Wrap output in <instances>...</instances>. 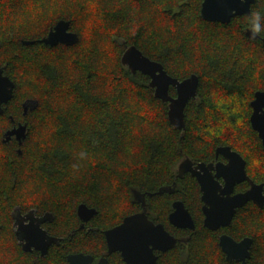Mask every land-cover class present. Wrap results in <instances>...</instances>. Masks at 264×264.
Returning <instances> with one entry per match:
<instances>
[{
	"label": "trees",
	"instance_id": "1",
	"mask_svg": "<svg viewBox=\"0 0 264 264\" xmlns=\"http://www.w3.org/2000/svg\"><path fill=\"white\" fill-rule=\"evenodd\" d=\"M202 2L0 0V68L16 84L0 114V264L46 263L19 244L13 229L16 209L50 212L72 228L80 204L98 210L92 220L99 227L95 237L77 231L59 248L57 263L65 264V254L82 240L92 246L98 236L103 239L104 229L141 209L132 189L166 211L172 196L149 193L175 180L183 158L209 162L218 146L239 152L249 176L264 182V147L250 121L251 101L264 90V32L256 39L246 35L255 11L264 30V0L229 23L204 20ZM62 19L71 22L79 41L39 42ZM132 45L179 80L200 77L198 95L185 109L184 131L170 123L168 103L156 98L150 77L122 64ZM170 94L176 96L175 87ZM26 100L39 106L24 115ZM19 122L28 124L23 145L4 142L3 134ZM185 179L195 206L198 183ZM248 187L242 183L240 190ZM236 228L253 238L250 263L264 264V206L249 202L239 209L225 229ZM195 239L189 261L181 262L174 252L171 264H210L207 247ZM217 249L221 253L218 243Z\"/></svg>",
	"mask_w": 264,
	"mask_h": 264
},
{
	"label": "water",
	"instance_id": "2",
	"mask_svg": "<svg viewBox=\"0 0 264 264\" xmlns=\"http://www.w3.org/2000/svg\"><path fill=\"white\" fill-rule=\"evenodd\" d=\"M256 0H203L201 5V16L209 22L229 23L234 17L245 14H250L251 6ZM246 35L250 38V32L247 30ZM257 38H260L258 36ZM264 45V37L261 38ZM79 41V34L71 30V22L68 20H60L48 33L47 36L39 40V42L56 46L58 44L75 45ZM36 41L24 40V44H33ZM122 64L128 67L132 73L141 72L150 77L149 86L155 89L156 98L168 103V117L170 123L177 130H185V109L189 101L196 98L200 85V77L193 74L190 77L179 80L168 74L161 62L152 60L143 53L137 46L132 45L126 49L122 55ZM4 68H0V114L5 112L4 105H7L14 97L15 82L4 73ZM175 87L176 96L170 94V88ZM39 106L37 100H26L23 107V114L27 115L30 110H34ZM253 108L250 121L254 130L262 141L264 147V90H259L255 93V98L251 102ZM14 121V119L12 118ZM28 134V124L19 122L17 125L8 129L3 134V141L9 142L13 138L20 146L23 145ZM22 154V150H18ZM216 157L223 155L228 159L227 163L218 162L205 163L199 162L195 167L191 158L186 157L179 165L178 177H182L186 172L192 173L198 180L201 191L202 200L204 202L205 225L209 229H219L232 224L234 217L239 209L246 206L249 202H253L259 207L264 206V182L256 183L251 179L246 171V161L237 151H234L230 146H218L216 148ZM216 169V177H224L225 185H222L215 180L211 175V170ZM204 170V173L201 170ZM243 181L250 183V188L246 191L234 193L235 186ZM167 187H162L158 190V194L166 192ZM213 191V193H212ZM217 191H220L219 193ZM132 196L137 201H145L146 194L137 189H132ZM153 195V193H149ZM213 195V198H212ZM218 197V198H214ZM175 211L170 215V220L173 224L179 227L194 228V222L184 203L178 201L174 203ZM77 212L83 220L93 218L98 210L94 207H89L87 204H80ZM135 221L143 222V226L134 224ZM152 222L148 220L145 213H138L127 216L123 223L106 231L107 240L110 251L122 250L123 255L130 263L132 252L127 248L130 240L136 243L137 248V263L144 264L141 261L143 248H147L149 243H158L151 233ZM162 228V225L158 226ZM40 228L31 223L28 227L22 226L16 231L18 241L26 252H31L34 246L39 245ZM121 239V243L119 240ZM24 240L26 242H24ZM24 242V243H23ZM170 246L175 245V239L169 238ZM253 239L247 237L240 242L228 235H222L220 245L227 255V261L233 260L242 261L243 264H248L247 259L251 257L250 249ZM38 249V248H37ZM42 255H46L48 246L41 247ZM85 258L82 254H73L68 257L69 264H79ZM87 258V257H86ZM85 258V259H86ZM89 260L91 257H88Z\"/></svg>",
	"mask_w": 264,
	"mask_h": 264
},
{
	"label": "flooded vegetation",
	"instance_id": "3",
	"mask_svg": "<svg viewBox=\"0 0 264 264\" xmlns=\"http://www.w3.org/2000/svg\"><path fill=\"white\" fill-rule=\"evenodd\" d=\"M12 140H15V138H13ZM185 158H183L176 166L175 180L171 184L164 186V187H167L168 189L166 192H164V194H168L172 196V198L169 199L170 205L166 211L162 210L164 209V207L155 206L151 203V201H147V198L143 202L137 201L135 200V198H133L134 202L138 203L141 209L137 212L124 216L122 221L114 225L113 227L122 224L124 219L127 216L135 215V214L142 213V212L145 213L148 220L153 223L151 227L155 226L151 229V233L156 239L153 241H156V242L159 241V242L149 243L147 248H143L142 251L144 253L141 257V261L144 264H171V258L174 252L175 254H177V257L179 260H181V262L187 263L189 259L191 258V254H192L191 245H193V242H195L196 240L195 238L200 237L201 239H203L204 237L202 236L206 234H210L212 236L211 237L212 249L210 253V256L212 258L211 264H213V241L219 244L220 250L222 253L221 258H224V260L228 264H243L242 261H239V260H233L231 262L227 261V255L223 251L220 245V239H221V236L225 234V235H228L234 238L237 242H240L243 239L250 237V236L248 235L243 236L238 231L235 232V230L232 231V230L225 229L227 227H230L232 224L230 226L221 227L216 230L209 229L205 225V213L203 209L204 202L202 200V191H201V187H200V184L197 178L190 172H186V174L182 177L177 176L179 172V165ZM193 162H194V165H193L194 167L199 163L195 161ZM218 162L227 163L228 159H226L223 155L216 157V152H215L214 160L212 157V159L209 162H205V163L217 164ZM198 170H201V169H198ZM246 171H247V161H246ZM201 172L204 173V170H201ZM216 173H217V170L213 169L212 167V170H211L212 177H214L215 180L218 181L222 185V187H224L225 185L224 177L223 176L216 177L215 176ZM188 176L193 177L197 181L198 186H199L200 197L196 198L195 206L190 201L191 199L188 193L189 187L187 186L188 184L185 181L186 180L185 178H187ZM242 183L249 184L248 188H250V183L248 181H243L241 183H238L235 186V190H234L235 194L246 191L248 189L246 188L245 190H240V185ZM217 192L219 193L220 191H217ZM155 194H158V193H153V195ZM153 195H150V197H153ZM212 198H213V195H212ZM214 198H218V197H214ZM159 200L160 199L158 200L156 199V201H159ZM178 201L183 202L188 212L190 213L192 220L194 222V228L179 227L171 222L170 215L173 213V211H175L174 203ZM93 218L89 220H83L77 212V222L78 223L76 224V227L74 225L72 228L71 224H69L67 220L60 221L57 219L56 216H54L50 212L40 213L35 208L30 209L27 212H22L20 209H16V211L14 212L13 229L16 233V231L18 229L20 230L22 226L28 227L29 225H31V223H34L36 227L40 228L41 234L39 236V242H36L39 245L37 247L38 249L34 246L31 252H34L35 254L39 255L40 257H42V259H46L45 264H58L57 261H59L58 260L59 259L58 258L59 248L64 247L67 244V236L69 237L68 239L69 242L72 241V238L74 237V234L77 231L81 232V235L86 236V238L89 237V234H92L93 237H95V232L99 230V227L98 226L96 227L93 225L92 223ZM65 224H67L66 228L64 227ZM134 224H138V226L141 227L143 226L144 223L141 221H135ZM159 225H162L163 227L159 228L158 227ZM113 227L104 229L103 239L98 236V238H96V244H94L92 247L89 246V240H86V239L82 240L80 244L76 245L75 248H72V250H70L69 252L65 254V264H69L68 257L73 254H82L84 255L85 258L87 257L86 259L83 258L79 262V264H138L137 255H136L137 252H135L137 251L136 243H133L131 240L127 245V248L129 249L130 253L131 252L133 253L130 263L126 261L122 250H116L113 252L110 251L109 243H108L107 236H106V231ZM170 237H173L176 241L175 245H173L172 247H169ZM120 241L121 239L119 240V242ZM262 241H264V237L262 238ZM24 242L26 241L24 240ZM253 242H252V246H253ZM19 244L21 245L20 242ZM45 245L48 246V251L46 255L43 256L41 247H44ZM250 252H251V257H252V247L250 249ZM88 257H91V259L89 260ZM251 257L247 259L248 264H251L250 263ZM260 258L261 260L264 259V254L262 252H261ZM220 263L224 264L221 261Z\"/></svg>",
	"mask_w": 264,
	"mask_h": 264
},
{
	"label": "rangeland",
	"instance_id": "4",
	"mask_svg": "<svg viewBox=\"0 0 264 264\" xmlns=\"http://www.w3.org/2000/svg\"><path fill=\"white\" fill-rule=\"evenodd\" d=\"M252 102V101H251ZM252 107V106H251ZM258 164V163H257ZM259 167V166H258ZM32 183H29V185ZM61 221V220H60ZM59 228V227H58ZM238 231L239 233H243L241 228H236L235 232ZM202 237H204L202 239L203 243L205 244V248L207 247V251L210 254L211 253V249H212V242H211V235L210 234H206L203 235ZM260 241L262 242V245L260 246V251L264 254V241H262V238H260ZM96 244V243H94ZM93 244V245H94ZM92 245V246H93ZM89 246L92 247L89 243ZM201 256V255H200ZM210 256V255H209ZM261 257V256H260ZM211 258V256H210ZM212 259V258H211ZM264 260V259H263ZM220 261L222 262V258H221V253L218 251L217 249V243L215 241H213V264H221ZM206 262V261H205ZM209 263V262H207ZM212 263V260L210 262V264Z\"/></svg>",
	"mask_w": 264,
	"mask_h": 264
},
{
	"label": "clouds",
	"instance_id": "5",
	"mask_svg": "<svg viewBox=\"0 0 264 264\" xmlns=\"http://www.w3.org/2000/svg\"><path fill=\"white\" fill-rule=\"evenodd\" d=\"M261 18V14L259 11H255L251 13L250 16V28L248 31L250 32V39H256L258 36L261 35L264 30L261 29L260 25L257 23Z\"/></svg>",
	"mask_w": 264,
	"mask_h": 264
}]
</instances>
